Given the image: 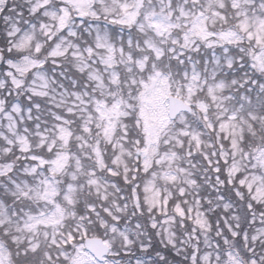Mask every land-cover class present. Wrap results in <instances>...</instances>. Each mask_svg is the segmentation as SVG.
Listing matches in <instances>:
<instances>
[{
  "label": "snow or ice",
  "instance_id": "6c2138e0",
  "mask_svg": "<svg viewBox=\"0 0 264 264\" xmlns=\"http://www.w3.org/2000/svg\"><path fill=\"white\" fill-rule=\"evenodd\" d=\"M0 264H264V0H0Z\"/></svg>",
  "mask_w": 264,
  "mask_h": 264
}]
</instances>
